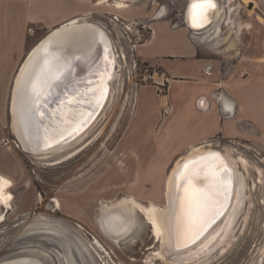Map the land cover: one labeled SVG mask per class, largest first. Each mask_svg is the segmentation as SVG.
Masks as SVG:
<instances>
[{
    "label": "rangeland",
    "instance_id": "1",
    "mask_svg": "<svg viewBox=\"0 0 264 264\" xmlns=\"http://www.w3.org/2000/svg\"><path fill=\"white\" fill-rule=\"evenodd\" d=\"M246 1L233 0L232 5L227 6L230 11L226 8L222 28L213 35L220 36L221 43L212 45V41H204L202 44L204 48L209 47L205 48L206 53L215 62L214 70L220 77L228 78L232 73L233 78L242 83L244 77L254 76L264 85V64L240 61L234 54L236 51L224 49L227 43L222 42L232 22L235 30L242 24L241 40L251 37L258 45L264 41V1ZM91 2L93 12H85L77 21L94 23L108 35L112 50L115 49L116 75L110 82L109 98L83 137L58 152L32 154L23 150L12 131L8 110L14 79L23 61L7 87L6 110L0 113V170L14 185L10 189L12 208L0 222V261L32 256L43 264H146L145 256L160 248V242L152 236L141 212L135 213L136 225L131 234L118 242L101 233L96 219L101 203L126 196L142 204L164 205L167 176L176 160L189 154L182 150L166 159L167 150L158 149L163 144L176 147V143L150 138L140 140L139 146L129 135V126L136 113L135 88L144 85L139 72L143 64H149L139 58L137 50L151 34L150 18L159 10L157 16H161V10L166 9L167 14L161 20L169 23L183 20L188 0H124L127 6L121 9L94 4L98 0ZM246 27L251 33L245 32ZM241 29L230 34L229 40L236 42ZM47 33L39 31L34 39L44 38ZM156 91L165 94L167 89L160 91L156 87ZM167 107L163 106V115L170 111L165 110ZM138 126L135 124L136 131ZM137 135L132 136L135 141ZM257 135L256 141L249 143L243 138L232 143L217 136L209 140L214 148L236 158L240 171L246 175L247 186L245 198L239 199L232 213V234L199 264H264V133ZM143 156L146 158H140ZM54 199L61 202L60 208H55ZM94 237L99 239L105 252L94 244ZM172 257L166 254L167 261L184 263ZM163 260L154 262L166 264Z\"/></svg>",
    "mask_w": 264,
    "mask_h": 264
},
{
    "label": "crops",
    "instance_id": "2",
    "mask_svg": "<svg viewBox=\"0 0 264 264\" xmlns=\"http://www.w3.org/2000/svg\"><path fill=\"white\" fill-rule=\"evenodd\" d=\"M92 3L91 0H0V113L6 110L9 82L13 81L30 49L43 38L35 40L36 33L43 30L49 33L85 12H93ZM189 27L174 29L163 20H158L152 34L137 50L141 60L164 72L168 78V89L165 94H157L152 84L135 88L136 113L129 126V135L139 146L140 140L150 138L163 143H176L177 146L172 148L162 143L163 147L158 149L167 150L166 159L179 151L187 152L192 146L213 147L209 140L214 136L232 143L243 138L249 143L256 141L258 132L264 133L262 82H257L254 76H246L242 83L248 82L242 84L239 79L233 78L232 73L228 78L220 77L218 71L214 70L215 62L206 53L205 48L209 47L196 45L189 36ZM242 30L236 42L234 40L233 48L228 49L223 43L224 49L236 51L235 56L238 55L244 63L264 64V41L259 45L251 37L243 41L240 36ZM245 32L251 33L250 28ZM221 94L233 101L231 115L221 110L217 101ZM201 102L204 107L200 106ZM166 105H170L171 109L163 115L162 108ZM135 124L139 125V133ZM134 135L138 136L137 141L132 138ZM143 149L146 153L147 150ZM1 174L6 175L0 170ZM12 183L14 185L13 180ZM12 200L13 196L9 207L0 204L5 215L12 208Z\"/></svg>",
    "mask_w": 264,
    "mask_h": 264
},
{
    "label": "bare ground",
    "instance_id": "3",
    "mask_svg": "<svg viewBox=\"0 0 264 264\" xmlns=\"http://www.w3.org/2000/svg\"><path fill=\"white\" fill-rule=\"evenodd\" d=\"M109 1L110 0H98L96 4H106L116 9H121L127 6L124 0H115L113 1V3H110ZM191 1L192 0H189V2ZM231 1L233 0H217L218 5L215 11V17L212 26L215 29L212 33H210V35L205 36L206 38H210L211 36L219 33L220 29L222 28L223 20L225 19L224 17L226 15V7L230 4ZM231 8L233 7L231 6ZM184 13V17L186 18L184 22L187 26H189L190 21L188 18L187 6ZM78 22L82 21H77V18L69 20V24H73L71 25L73 27H71L72 29L69 28L66 32H61L58 29L59 26L55 28L52 33L54 34V37L52 39H49V41H52L51 48L49 46L47 49H45L46 47L44 49L38 47L36 51L31 53L30 51L34 47L33 46L23 59L21 67L19 68L15 76L13 91L10 97L9 111L12 117V131L14 135L22 141V144L33 143L32 138H34V126L31 125V121L35 118H33L34 116H32V105L37 93H40L39 101L45 102V96L49 94V92L54 93L58 90L57 86H53L52 88H50L53 84L52 80H54V78L60 80L70 68L78 66L79 64L82 65V62H85L94 53H96V49L100 41L101 43L105 44V46L106 43L104 40L106 39L109 42L108 45L112 44L110 39L108 38V35L98 25L89 21H83V26H86L84 27L85 29L78 30V28H81L79 27L80 25H76ZM241 26L242 24H238V28L235 31L234 28L236 26L234 25V23L232 22V24H228V34L224 35V41H222L227 43L228 48L233 47L234 44V40H229L228 36H230V34H233L234 32L236 33L237 31H239V29L242 28ZM247 26H249V24ZM192 28L197 29L193 26ZM43 39L44 38H42L41 40ZM41 40H39L38 42H40ZM49 41L46 40L45 42ZM105 54L106 56H108L107 51L105 52ZM74 55L76 56V59L72 57ZM121 56H123V58L125 57L124 52H122ZM75 60L78 61L76 62L77 65H75ZM112 60L114 61V64H116V56L114 52L112 55ZM73 64L74 66H72ZM115 75L116 68H114L112 71V79ZM109 95L110 89L108 96L106 98L105 96H103L100 99L106 101V99L109 98ZM99 96L100 91L96 96L97 100L99 99ZM39 101L37 102V104L39 103ZM37 104L35 108H39ZM94 121L88 128L83 130V132L71 142H68L65 145H60L56 148H52L49 151H44L43 153H30L48 154L51 152L53 153L62 151L66 149L68 145L76 141L77 138L83 137L82 135H84L87 129L91 127ZM41 138L42 137L39 136L38 141H41ZM42 142L44 143V140H42ZM18 144L23 148V150L27 151V148L24 147V144L23 146L19 142ZM26 146L29 147V145ZM201 146L202 145L198 147L192 146V148L188 150L189 154H186L181 158L179 157L180 159L176 160L174 167L167 176L165 185L166 200L164 205H158L154 202L142 204L132 196L122 197L121 199H117L116 201H106L105 203H101L100 213L97 215L98 217L96 219L101 233L114 242L120 241L121 239L131 234L136 225L135 213L141 212L145 218V221L151 228L152 236L157 242H160V248L151 251L150 254H147L145 256L144 262L146 264H155L154 260L157 259L166 260V264H190L192 262H196L199 264L202 260H205L208 254H210L217 246H221V244L223 243V239L226 236L232 234V213L236 209L239 199H244L246 196L245 192L247 180L244 172L240 171L235 157L219 148L217 149L213 147ZM209 154H216L221 158L220 162L211 163L222 162V165L226 166L227 169L226 171L222 172L221 175L224 177V179L230 181L228 194L225 195L223 192L215 193V190L213 189L215 198L221 201L222 207L224 206V209L223 211L217 212L215 215L211 216V218L207 222H209L216 216L214 218V221L212 222V226H210L209 229L206 228L204 230L203 234L195 244L190 245L189 247L182 250H173L174 241L182 242L186 239L184 237L186 225L183 220L181 205L184 198V189L187 186L188 181L184 177H182L181 174L177 178V180L176 177L180 173V169L184 160L195 161L198 157L207 156ZM207 163L209 162H204V164ZM202 166L203 165H201V167ZM183 171L184 168L182 169V172ZM194 171H199V169H194ZM206 172L207 168H205L203 172H200L198 177L194 178L193 183L196 186L201 188L209 186V181L205 178ZM12 186L13 183L11 179L3 175L0 176V204H4L7 207L11 206L10 200L12 195L9 192V188H11ZM54 201L56 205L55 207H60L59 201L57 199H54ZM115 216L121 218V222L123 223L121 228L118 227L119 220ZM110 217H112L111 221H109ZM4 219L5 213L1 212L0 222ZM93 242L94 244H96V246L100 247L102 251L105 252V248L103 247L99 239L94 237ZM167 253L172 254V258L174 260L184 261V263H174L172 261H167ZM6 261H9L8 264H43L41 260L32 256L13 257L0 261V264ZM111 264L117 263L111 262Z\"/></svg>",
    "mask_w": 264,
    "mask_h": 264
},
{
    "label": "water",
    "instance_id": "4",
    "mask_svg": "<svg viewBox=\"0 0 264 264\" xmlns=\"http://www.w3.org/2000/svg\"><path fill=\"white\" fill-rule=\"evenodd\" d=\"M190 3H192V1L189 2L188 0L187 4L189 5ZM212 3L215 5V7L212 8L208 13L207 19L202 22L201 26L196 27L197 29H194L192 28L191 23H189V26L191 27L189 28V36L198 46H203L204 44H202V42L204 41H212V45L215 43H221L220 36H212L209 40L203 39L204 34L205 36H208L215 29L212 26L218 2L217 0H212ZM187 4L186 6L188 8ZM226 8L230 11L228 7ZM185 19L186 18L184 17V20ZM71 25L73 24H69L68 22L59 26L58 29L61 32H66L69 28L73 27ZM76 25H80L79 27H81L78 28V30L85 29L84 27H86L83 26V22H78ZM53 31L54 29L45 35L44 39L47 41L52 39L54 37V34H52ZM43 40L34 45L30 52L33 53L38 47L42 49L45 47V49H47L48 46L50 48L52 47L51 40L49 42H45L46 40L43 42ZM104 41L106 46L100 41L98 43L96 53H94L85 62H82V65L79 64L78 66H74L73 64L72 66L74 67L70 68L60 80L55 78L52 80L53 84L50 88L57 86L59 91L54 92L56 94H52V96L49 92V94L45 96V102L39 101L37 104L39 108H34L32 110V116L35 118L31 121V125L34 126V130L32 129L34 138H32L33 134L31 136L33 143H23L25 145L24 147L27 148L26 150L29 153H43L44 151H49L52 148H56L60 145H65L68 142H71L78 135H80L83 130L88 128L94 119L99 115L105 102L100 98L103 96L106 98L108 96L109 89L111 88L110 82L113 80L112 71L116 65L112 60L113 51L115 52V49L112 51V47L111 45H108L109 42L107 39ZM106 51L108 52V56L105 54ZM72 57L76 59L75 55ZM76 62L78 61L75 60V65H77ZM99 91L100 96L97 100L96 96L98 95ZM39 136L42 137L41 141H38ZM17 140L20 144H22V141L19 140V138H17ZM42 140H44V143ZM26 145H29V147ZM187 162H189V160L183 161L180 173L177 175L176 180L180 176L184 164ZM3 209V207H0V211ZM223 209L224 206L220 207L218 212L223 211ZM214 218L204 224L203 227L198 230V234L193 235L191 239H185L182 242L174 241L173 250H182L189 247L190 245L195 244L203 234L204 230L206 228L209 229L210 226H212ZM117 219L119 220L118 227L121 228L123 225L121 218L117 217ZM111 220L112 217L109 218V221ZM9 261L3 262L1 264H8Z\"/></svg>",
    "mask_w": 264,
    "mask_h": 264
},
{
    "label": "snow or ice",
    "instance_id": "5",
    "mask_svg": "<svg viewBox=\"0 0 264 264\" xmlns=\"http://www.w3.org/2000/svg\"><path fill=\"white\" fill-rule=\"evenodd\" d=\"M215 5L212 0H192L188 5V18L193 27L201 26L202 22L207 19L208 13ZM50 86V85H49ZM40 93H37L33 101V109L39 101ZM221 158L216 154H209L207 156L198 157L195 161H189L184 164V171L181 176L184 177L188 183L184 189V198L182 201L183 220L186 228L184 237L191 239L193 235L198 234V230L215 215L219 208L222 207L221 201L215 198V193L223 192L225 195L228 192L230 181L224 179L221 175L226 171V166L220 162ZM207 161L209 163L204 164ZM201 165H203L201 167ZM207 168L205 178L209 181V186L201 188L193 183L194 178L198 177L200 172ZM199 169V171H194Z\"/></svg>",
    "mask_w": 264,
    "mask_h": 264
},
{
    "label": "built area",
    "instance_id": "6",
    "mask_svg": "<svg viewBox=\"0 0 264 264\" xmlns=\"http://www.w3.org/2000/svg\"><path fill=\"white\" fill-rule=\"evenodd\" d=\"M139 77L144 84H155L160 91L168 89V78L164 72L159 71L150 64H143L139 72ZM168 109L170 110L171 107L168 106L165 110Z\"/></svg>",
    "mask_w": 264,
    "mask_h": 264
},
{
    "label": "flooded vegetation",
    "instance_id": "7",
    "mask_svg": "<svg viewBox=\"0 0 264 264\" xmlns=\"http://www.w3.org/2000/svg\"><path fill=\"white\" fill-rule=\"evenodd\" d=\"M250 3H252V2H250ZM250 3L248 5H251ZM230 4L232 5V2ZM159 11L155 12V14L152 15L151 18H150V21H151L150 22V25H151L150 26L151 27V31L150 32H151V34H152L153 30H154V26L156 24V21L161 20L160 18L163 16V15H161V16L158 15L157 16V13ZM182 19L183 20H175V21H173L171 23L167 22V20H163V22H166L169 25V27L174 28V29H176V28H188V26L184 22V15H183V18Z\"/></svg>",
    "mask_w": 264,
    "mask_h": 264
},
{
    "label": "clouds",
    "instance_id": "8",
    "mask_svg": "<svg viewBox=\"0 0 264 264\" xmlns=\"http://www.w3.org/2000/svg\"><path fill=\"white\" fill-rule=\"evenodd\" d=\"M161 15H166L167 14V10L166 9H162L161 10ZM217 101L218 103L221 105V110L227 114V115H231L232 110H233V101H231L228 97L224 96L223 94H221L220 96L217 97ZM201 107H204L203 102H201Z\"/></svg>",
    "mask_w": 264,
    "mask_h": 264
}]
</instances>
